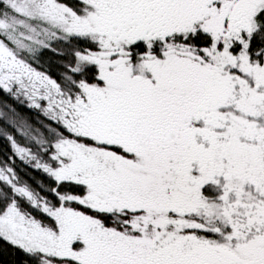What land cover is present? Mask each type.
Masks as SVG:
<instances>
[{
	"label": "snow or ice",
	"instance_id": "6c2138e0",
	"mask_svg": "<svg viewBox=\"0 0 264 264\" xmlns=\"http://www.w3.org/2000/svg\"><path fill=\"white\" fill-rule=\"evenodd\" d=\"M0 264H264V0H0Z\"/></svg>",
	"mask_w": 264,
	"mask_h": 264
},
{
	"label": "trees",
	"instance_id": "16d2710c",
	"mask_svg": "<svg viewBox=\"0 0 264 264\" xmlns=\"http://www.w3.org/2000/svg\"><path fill=\"white\" fill-rule=\"evenodd\" d=\"M0 258H2V256H0Z\"/></svg>",
	"mask_w": 264,
	"mask_h": 264
}]
</instances>
